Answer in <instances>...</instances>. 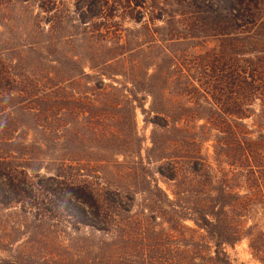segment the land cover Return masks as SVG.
Segmentation results:
<instances>
[{"label":"trees","instance_id":"obj_1","mask_svg":"<svg viewBox=\"0 0 264 264\" xmlns=\"http://www.w3.org/2000/svg\"><path fill=\"white\" fill-rule=\"evenodd\" d=\"M73 1L71 9L68 0H36L37 16L46 17L34 45L42 47L40 65L49 67L47 77V72L43 76L37 70L29 71V62L0 57V205L7 209L20 206L21 216H33L38 222L35 228L42 237H28L12 260L1 259L0 264H239L227 248L244 241L254 260L264 264V41L256 39L253 53L257 56L250 58L251 34L247 30L261 19L253 12L255 1ZM170 2L182 12L168 14L164 7ZM189 7L191 13L183 12ZM121 14L143 25L151 41L139 43L134 57H127L128 47L105 46L101 60L104 81L95 91L105 94L109 107L125 104L144 113L148 112L147 99L140 95L151 97L155 115L151 122L160 128L169 126L164 99L173 92L188 103L181 104V118L174 123L190 122L194 127L186 133L175 127L177 131H183L186 138L189 135L194 144L207 141L204 135L208 132H217L216 168L207 165L200 154L187 156L191 168L204 173L210 185V190L200 194L195 218L174 204L172 211L164 210L166 216L177 219L172 221L176 224L192 220L203 232L197 242L193 236L184 244L166 234L151 236L146 225L157 216L150 207L135 212L133 192L98 190L75 174L76 167L68 160L54 158L47 142L29 140L31 132L46 138L59 123L67 127V120L59 118L61 112L104 106V101L98 103L88 96L79 101L75 98L72 86L78 61L70 49L76 37H103L102 30L96 29L101 20L106 25L105 43L115 34L122 39L120 30H115L119 28L115 19ZM157 22L168 27L167 40H159L163 33ZM210 43L215 47L208 48ZM183 46L203 51L192 53L180 49ZM120 78L125 83H119ZM251 119L254 127L245 123ZM171 155L178 158L176 150ZM175 168L168 177L171 180L177 176ZM163 170L159 172L165 176ZM156 188L170 202L167 194ZM147 193L158 199L154 191ZM65 217L64 224L61 219ZM66 224L76 232L84 227L104 237L89 242L85 255L78 257L68 244ZM183 229L193 231L186 226ZM179 247L188 249L176 250ZM48 251L61 252L63 257L57 261Z\"/></svg>","mask_w":264,"mask_h":264},{"label":"rangeland","instance_id":"obj_2","mask_svg":"<svg viewBox=\"0 0 264 264\" xmlns=\"http://www.w3.org/2000/svg\"><path fill=\"white\" fill-rule=\"evenodd\" d=\"M187 1L192 3V0ZM254 1L253 12L261 19L256 24L247 26V30L251 34L249 49L252 54L249 56L253 59L257 56L256 53H253L255 52L253 49L256 39L264 41V0ZM73 2V0H68V6L71 9ZM164 8L168 10V14L182 12L175 3L171 2L167 3ZM184 11L191 13L193 9L189 7ZM38 14L36 0H32L31 4L19 3L16 0H0V57L16 62H29L31 65L26 67L29 71L37 70L38 74L43 76H45L44 72H47V77L49 67L40 65L43 62L40 60L42 47L34 45V42H38L40 38L39 25L46 17V14H43L44 17L40 18L37 16ZM98 22L99 28L96 27V29L102 30L103 37H98L96 40L93 37L79 36L75 38L76 43L71 46L70 50L73 55L75 54V60L78 61V65H76L78 72L74 73V78H76L72 92L75 91L74 96L78 101L86 99L88 96L98 103L104 101V106H98L91 111L89 108L81 110L76 107L72 112H61L59 118L67 120V127L59 123L54 134L46 137L49 141H46L47 139L38 132L29 133V140L47 142L53 148L54 158L60 161L68 160L70 165L76 167L74 173L81 174L84 180L91 182L98 190L112 189L120 190L123 193L133 192L136 196L135 212L150 207L157 216L156 220H150L146 225L152 232L151 236L155 233L170 235L177 238L181 244L193 236L197 242L203 232H199L192 220L188 219L176 224L172 221L177 219L166 216L164 210L172 211V204H174L181 211L187 210L192 216L189 218H195L196 213L194 212L200 204V194L205 190H210V185L204 173H196L191 168V162L187 156L201 155L207 165L210 164L216 168L214 146L217 132H208L204 135L209 138L207 141L194 144L189 135L186 138L183 131H177L175 127L185 130V133L188 130L193 131L194 127L190 122H181L177 126L174 123V120L181 118L178 114L181 113L179 112L181 104L188 105V103L184 97L179 98L173 92L166 95L164 99L167 108L164 118H169V126L166 128L152 124L151 121L155 117L151 112L153 100L145 94H141L140 97L147 99L145 108L148 112L146 113L138 107L131 108L125 104L120 107H109L105 94L95 91L96 86L104 81V65L101 63L104 61V47L125 46L130 50L127 57H134L136 55L134 50L139 43L146 44L151 39L142 29L143 25L121 14L115 19L120 29L115 30H120L118 36L121 34L122 39L115 34L111 36L109 42L105 43L104 28L106 25L103 20ZM157 26L163 33L159 40H167L168 37L165 34H167L168 27L163 22H157ZM92 30L94 31V29ZM207 47L213 48L215 43H210ZM180 49L192 53L203 51L201 48L193 49L187 46ZM262 52L261 56L264 57V47ZM99 61L100 63H96ZM127 67H131V60L127 63ZM83 72L88 76L83 75ZM54 79L59 81L58 83L61 82L56 76ZM106 83L110 84V82ZM119 83L125 82L120 78ZM245 123L250 127L255 126L254 119L246 120ZM198 124H205V121H200ZM200 133L198 136H203ZM154 142H157L156 146H154ZM175 150L178 153V158L172 159L170 155L174 154ZM174 165L177 169V176L175 180H171L168 177H170ZM160 168L164 169L165 176L160 174ZM227 169L229 171V167ZM212 171L214 172V170ZM42 175H46V171H42ZM157 186L167 194L170 202L157 190ZM148 190L154 191L158 199L153 200L148 195ZM21 214L20 206L7 209L0 205V260H12L16 250L18 251V246L28 237L37 236L39 240L42 239L40 233L36 231L35 227L38 222L34 217H23ZM65 220L67 221V217L61 219L64 224ZM66 226L64 231H67L70 237L68 244L73 248L71 251L78 257L85 255L89 242L97 243L100 238L104 237V234L91 229L81 227V231L76 232L71 229L70 225L66 224ZM183 226L193 231H187L183 229ZM3 245L8 247L4 248ZM187 249L179 247L176 250ZM39 250L43 251L44 249L40 247ZM227 251L236 263L259 264L252 257L247 241L238 244L235 248L228 247ZM47 253L53 254L50 256L56 258L57 261L63 257L61 252L48 251Z\"/></svg>","mask_w":264,"mask_h":264}]
</instances>
